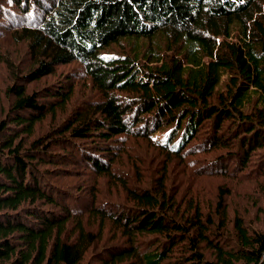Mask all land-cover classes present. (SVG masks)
Returning a JSON list of instances; mask_svg holds the SVG:
<instances>
[{
	"label": "trees",
	"instance_id": "16d2710c",
	"mask_svg": "<svg viewBox=\"0 0 264 264\" xmlns=\"http://www.w3.org/2000/svg\"><path fill=\"white\" fill-rule=\"evenodd\" d=\"M0 264H264V0H0Z\"/></svg>",
	"mask_w": 264,
	"mask_h": 264
}]
</instances>
